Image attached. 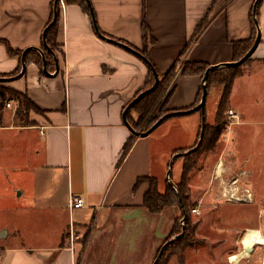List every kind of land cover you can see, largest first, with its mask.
Returning a JSON list of instances; mask_svg holds the SVG:
<instances>
[{
    "label": "crops",
    "instance_id": "1",
    "mask_svg": "<svg viewBox=\"0 0 264 264\" xmlns=\"http://www.w3.org/2000/svg\"><path fill=\"white\" fill-rule=\"evenodd\" d=\"M56 1L0 0V41L23 53L40 49L46 58L51 50L45 48L43 34ZM88 1L99 33L114 43L99 38L90 9L88 14L78 4L63 0L57 6L60 51L53 52L54 69L48 71L55 73L57 59L58 75L41 76L32 62L21 79L6 85L27 95L45 112L43 117H32L31 126H3L0 131L27 135L23 137L25 163L39 166L43 182L37 192L43 194L41 201L34 206H45L40 210L47 213L44 220L50 226L36 227L29 240L21 225L7 229L2 240L12 242L0 247V264H154L180 211L168 208L152 215L143 207L148 186L136 193L133 189L138 179L152 177L158 180L160 192L165 191L174 153L198 142L202 115H180L148 137H136L122 161L132 134L124 124V113L145 89L148 69L135 54L115 43L142 51L145 16L155 41L148 45L147 58L158 75L164 76L207 16L205 29L188 48L189 62L209 67L231 63L234 43L249 41L254 30L257 36L253 20L257 0ZM256 18L260 43L233 84L229 102L234 112L231 100L237 88L252 89L254 82H264V0L258 4ZM19 66L17 57L10 56L0 43V75H12ZM201 82L179 74L167 109L181 112L194 106ZM75 199L83 200L81 209L72 208ZM26 213L17 214L16 220ZM23 238L26 243L18 244Z\"/></svg>",
    "mask_w": 264,
    "mask_h": 264
},
{
    "label": "rangeland",
    "instance_id": "2",
    "mask_svg": "<svg viewBox=\"0 0 264 264\" xmlns=\"http://www.w3.org/2000/svg\"><path fill=\"white\" fill-rule=\"evenodd\" d=\"M8 84L1 83L3 87ZM221 95L222 88L216 86L208 93L205 115L209 125L214 124ZM231 101L236 107L238 119L230 125L226 118V130L215 148L200 153L199 166L190 175L191 206L188 214L195 226V243L171 257L168 264H232L230 259L245 251L242 240L248 230L259 231L264 236V82H254L252 89L238 87ZM7 105L2 111V127L22 126L27 122L34 124L32 117L41 116L31 112L27 119L20 120L17 118V104L11 102L10 107ZM23 137L27 138V135L0 131V233L6 237L7 229L21 225L24 236L29 240L36 227L44 229L49 221L44 220L47 213L40 210L45 206H34L38 200L41 201L43 194L38 196V190L43 187V182L39 178V166L25 163L24 147L27 144L23 142ZM196 144L175 155L170 177L174 184L180 182L183 163L193 152L187 153ZM247 192L251 194L250 198ZM232 196L247 201L231 200ZM26 210L23 218L16 220L17 214ZM194 210L199 214H194ZM166 213L169 215L170 212ZM184 228L183 219L180 221L179 236H184ZM177 237L168 238L163 247L172 240L174 243ZM11 242V239L0 240V247ZM25 243V238L18 242ZM263 262L264 247L255 246L237 264Z\"/></svg>",
    "mask_w": 264,
    "mask_h": 264
},
{
    "label": "trees",
    "instance_id": "3",
    "mask_svg": "<svg viewBox=\"0 0 264 264\" xmlns=\"http://www.w3.org/2000/svg\"><path fill=\"white\" fill-rule=\"evenodd\" d=\"M67 4H78L82 10L89 14V8L84 0H66ZM54 11L52 13L50 22L48 26L53 21ZM59 21H60V12L58 9V21L48 30L45 41L48 48L51 52H46V61L48 71H52L54 69V59L53 52L60 51V46L57 42L58 38V30H59ZM208 22V16L202 21L200 26L198 27L196 34L194 35L191 43L188 45L184 53L179 57L178 60L172 65L171 69L164 76H159V85L155 89L154 92L148 94L144 98H142L138 103H136L128 113V122L137 133H145L147 132L153 125H155L158 121L165 118L167 115L174 113L167 109L168 102L170 98L173 96L175 88L173 87L174 81L176 77L181 74L183 77H198L201 80L203 79L206 71L209 68V65L201 62H189L186 60L187 51L190 46L193 45L195 40L199 37L201 32L205 29ZM142 34H143V42L144 47L143 50L140 51L136 48L133 50L139 55H135L141 62L145 64V62L140 58H147L148 45L149 43L154 44V39L151 37L150 30L146 23L145 16L143 17L142 24ZM255 41V30L252 38L249 41H240L234 43V58L233 62L240 61L247 52L251 49ZM0 43L4 44L7 52L12 57H17L20 66H21V58L23 52L14 51L10 48L8 43L4 41H0ZM35 63L41 71V76H43V62L41 56L37 52H28L26 55V64ZM150 62V61H149ZM251 62V58L248 59L242 66L237 68H224L217 70L209 76L207 82V90L210 92L213 86L222 88V95L219 102V106L217 109L215 121L213 125H209L206 123V128L204 132V138L202 144L198 148L197 151L191 153L188 157H186L185 162L182 166V174L181 180L178 184L175 185V188L171 186L169 183L166 184L165 191L160 192L159 182L157 179L152 177L140 178L137 180L133 192L136 193L143 185L148 186V190L143 198V207L152 215L162 214L168 208H177L180 211V217L175 221L173 230L168 240L179 236L180 234V221H182L185 216V228H184V236L180 239H176L174 243L169 244L162 252V248H160L156 260L157 264H168L169 259L173 256L178 255L184 249L194 245L195 243V226L191 223V218L188 214V209L190 208V175L197 169L199 166L198 156L203 150H211L215 148L216 143L221 135L226 130V118L225 114L230 111V96L232 92V87L235 80L242 76V68ZM151 63V62H150ZM146 65V64H145ZM19 66L18 70L12 75H0L1 79H6L10 77H16L21 67ZM148 69V77L146 81V87L142 91H147L150 89L154 83L155 78L154 75L148 65H146ZM154 67V66H153ZM202 92L201 89L198 94V98L194 106L190 109H185L184 111L191 110L195 108L201 101ZM17 104V115L20 120L22 118L27 119L30 113H36L38 115L44 116L45 112H42L38 109L27 97L22 93H19L9 87H3L0 83V126L2 127L4 116H3V108L10 103ZM64 110V109H63ZM132 115L136 116V119L133 118ZM206 117V115H204ZM177 116H172L164 121V123L176 118ZM163 123V124H164ZM32 123L27 122V126H31ZM200 136V135H199ZM136 140V136L134 134L130 135V138L126 145L124 146L122 153V161L126 158L129 153L133 143ZM197 145V144H196ZM181 152V150H180ZM179 151H176L174 154H178ZM171 177V176H170ZM182 230V229H181ZM163 247V246H162Z\"/></svg>",
    "mask_w": 264,
    "mask_h": 264
},
{
    "label": "water",
    "instance_id": "4",
    "mask_svg": "<svg viewBox=\"0 0 264 264\" xmlns=\"http://www.w3.org/2000/svg\"><path fill=\"white\" fill-rule=\"evenodd\" d=\"M89 9H90V13H91V17H92V21H93V25H94V29L97 33V35L99 36V38H101L103 41L105 42H108V43H114V41H112L111 39H108L104 36H102L99 31H98V27L96 25V22L94 20V17H93V12H92V9H91V6H90V3L88 0H84ZM261 0H257L255 2V5H254V8H253V20H254V23H255V27L257 29V36H256V39L254 41V44L253 46L251 47V49L247 52V54L238 62H231V63H226V64H221V65H217V66H211L208 68V70L206 71L203 79H202V82H201V92H202V96H201V101L200 103L193 109L189 110V111H181V112H174V113H171L170 115H167L165 118H163L162 120L158 121L155 125H153L147 132L145 133H137L136 131H134V129L130 126V124L128 123L127 121V117H126V114L129 110H131V108L136 104L138 103L142 98H144L145 96H147L148 94L152 93L155 91V89L158 87L159 85V75L158 73L156 72L155 68L153 67V65L146 59V58H143L140 56V58L145 62L146 65H148L154 75V78H155V83L154 85L148 89L147 91H144L143 93H141L126 109L125 113H124V124L126 125V127L128 128V130L134 134L136 137H140V138H146L148 137L150 134H152L156 129H158L163 123L165 120H167L168 118L172 117V116H180V115H189V114H192V113H198L200 112L201 115H202V126H201V132H200V136H199V139H198V143L196 145V147L194 149H192V151H189V153L187 154H190V152H195L198 150V148L200 147V145L202 144V141H203V138H204V132H205V128H206V117L204 116L205 115V108H206V102H207V97H208V90H207V82H208V79H209V76L211 75V73L217 71V70H220V69H224V68H237V67H240L242 66L248 59H250L253 55V53L255 52L256 48L258 47L259 43H260V32H259V27H258V22H257V18H256V13H257V8H258V4ZM58 2L59 0L56 1V4H55V8H54V16H53V21L51 22V24L46 28V30L44 31V34H43V40L45 41V37H46V34L48 32V30L58 21V11H57V6H58ZM117 44L118 46L124 48L125 50L131 52L132 54H135V55H138L133 49H131L130 47L126 46V45H123V44H120V43H115ZM44 46L46 49L49 50L48 46L46 45V43L44 42ZM31 51V49H28L26 51H24L23 55H22V58H21V72L19 73L18 76L16 77H13V78H8V79H0V83H10V82H13V81H16L18 79H21L25 72H26V67H27V64H26V55L27 53ZM34 51H37L40 55H41V58H42V62H43V73L46 77H49V78H52V77H55L58 75L59 73V70H60V67H59V63H58V60L55 59V65H56V70H55V73L52 75L48 72V69H47V62H46V58H45V55L43 53L42 50L40 49H34ZM50 51V50H49ZM139 56V55H138ZM176 159V156L174 157V159H172L171 163H170V168H169V171H168V174H167V180H168V183L175 188V184L171 181L170 179V176H171V170H172V167H173V163H174V160ZM186 219V216L184 218V220ZM183 224V223H182ZM183 233H184V229H183ZM3 233H0V240H2V238H4V236H2ZM183 235L177 237L176 239H180L182 238ZM174 240H172L170 243L164 245V247L162 248V252L163 250L173 242ZM247 252L248 253H251L252 252V249H247ZM154 264H157V260L154 262ZM264 264V262H263Z\"/></svg>",
    "mask_w": 264,
    "mask_h": 264
},
{
    "label": "bare ground",
    "instance_id": "5",
    "mask_svg": "<svg viewBox=\"0 0 264 264\" xmlns=\"http://www.w3.org/2000/svg\"><path fill=\"white\" fill-rule=\"evenodd\" d=\"M242 246L244 247L245 251L236 256H233L230 259V262L232 264H237L240 259L245 258L248 253L247 249H253L255 246L264 247V236L259 231L248 230L247 234L242 240Z\"/></svg>",
    "mask_w": 264,
    "mask_h": 264
},
{
    "label": "built area",
    "instance_id": "6",
    "mask_svg": "<svg viewBox=\"0 0 264 264\" xmlns=\"http://www.w3.org/2000/svg\"><path fill=\"white\" fill-rule=\"evenodd\" d=\"M63 0H59L60 3H62ZM8 107H10L11 105H7ZM238 119V116L237 114L230 110L228 113H227V120H228V123L230 125H233L235 123V121ZM247 196L250 198L251 197V194L249 192L246 193ZM235 197L232 196L231 197V200H236L238 202H244V201H247L246 199H234ZM84 203H83V200L82 199H75L73 202H72V208L73 209H81L83 207ZM194 214H199L197 210H194L193 211ZM2 256H3V253L2 251L0 250V263L2 262Z\"/></svg>",
    "mask_w": 264,
    "mask_h": 264
}]
</instances>
